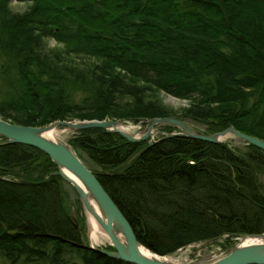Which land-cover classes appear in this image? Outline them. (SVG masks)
<instances>
[{
    "label": "trees",
    "instance_id": "obj_1",
    "mask_svg": "<svg viewBox=\"0 0 264 264\" xmlns=\"http://www.w3.org/2000/svg\"><path fill=\"white\" fill-rule=\"evenodd\" d=\"M19 1L29 4L19 11L0 0L2 118L37 126L175 116L204 123L203 133L233 126L264 139V0ZM163 92L187 104L172 108ZM0 136L4 264H135L74 246L79 230L86 236L67 205L73 186L46 153ZM146 141L101 127L68 139L147 248L171 256L264 231L262 148Z\"/></svg>",
    "mask_w": 264,
    "mask_h": 264
},
{
    "label": "water",
    "instance_id": "obj_2",
    "mask_svg": "<svg viewBox=\"0 0 264 264\" xmlns=\"http://www.w3.org/2000/svg\"><path fill=\"white\" fill-rule=\"evenodd\" d=\"M151 124L146 132L141 135H134L129 132L115 128V124L119 120L105 118V119H85V120H56L46 125H27L20 124L14 121L6 120L0 116V135L4 136L9 143H25L34 146L48 155L58 166L57 173L68 181L71 186L79 194L84 208H90L89 203L85 196L80 184L75 182L70 175L64 171L65 167L68 171L78 177L84 184V187L89 191L97 204L101 214L93 210L94 215L97 217L102 229L106 232L110 239L114 250H109L102 247H97L84 240L82 231L80 232V241H73L74 246L88 247L95 249L105 255L119 258L121 260L129 261L135 264H178L171 260L167 255L158 254L150 249L151 254H144L140 250V246H145L137 238L134 229L123 214L121 209L117 207L113 198L104 188L96 173L87 166L83 159L78 156L76 151L66 142L60 139H50L44 134L51 127L64 125L70 129H85L91 127H101L107 131H116L131 141H144L151 137L152 127L156 123L172 124L179 127L180 131L166 133L163 136L183 135L196 139H201L210 142H219L220 137L225 136L231 132L236 137L246 141L247 143L256 145L264 150V139L248 133L242 132L233 126L213 133H203L193 127L190 121L181 119L175 116H162L150 118ZM148 144L154 140L147 139ZM76 226L79 225L75 216L72 217ZM260 238L259 242L243 244L242 239L246 237ZM213 238L211 240H216ZM146 247V246H145ZM149 249V248H148ZM208 264H264V231L260 233H244L241 235L239 242L234 245L227 254L208 263Z\"/></svg>",
    "mask_w": 264,
    "mask_h": 264
},
{
    "label": "rangeland",
    "instance_id": "obj_3",
    "mask_svg": "<svg viewBox=\"0 0 264 264\" xmlns=\"http://www.w3.org/2000/svg\"><path fill=\"white\" fill-rule=\"evenodd\" d=\"M28 4H29L28 1L12 0L11 2V6L13 10H19V11L24 10L28 6ZM48 44L50 46L56 45L55 41L52 39L48 41ZM161 96H162L163 101L167 105L175 109L182 107V106L185 107V105L187 104V100L177 98L176 96L173 97V95L165 93V92L161 93ZM117 120H119L118 122H122V123L130 125V129L127 132L134 134V135H141L143 134V132L145 133L146 132L145 130H147L151 124V120H143V121L142 120H138V121L122 120L121 121L120 119H117ZM70 121H75V120H70ZM189 121H190V124L198 130H203L205 128L204 123H200V122H197L191 119ZM166 125H167L166 123L154 124L151 129L152 130L151 137L147 139L156 140L159 137H162L166 133L180 131L179 127L177 126H175L173 129L167 130ZM57 128L60 131L58 133L59 139L66 143H68V139L70 138L71 134H73L75 130H78V129L67 128L64 125H59L57 126ZM213 132H218V131H213ZM213 132H210V133H213ZM3 139L4 138L0 136V142H3ZM219 142H227L231 145H235L239 147L243 145V141L240 139V137L238 138L234 136V134H232L231 132L227 133L223 137H220ZM83 158H84L83 159L84 162L88 164L87 166L95 167L94 165L91 164L90 161H88V159H86V157H83ZM68 187H67L68 188L67 189L68 198H66L67 205L69 206V209L73 216H75L76 218L82 217L84 219V222H85L84 230H85V236H86L85 241L91 243L94 246L106 248V250L107 249L114 250V247L111 244L110 239H108V236L106 237L103 236V238L99 240V242H96V243H92L91 240H89L90 239L89 238L90 227H89V223L87 219V212H86V209L84 208L85 206L79 194L76 192V190L75 189L73 190L72 189L73 187L72 188L70 186ZM76 207L79 210L74 209ZM240 238L241 236L233 235L232 237H226L225 235L216 240H206V241L194 242V243H191V244L185 245L184 247L179 248L174 254H171V256L170 255H167V256L178 264H208L224 256V254H227L228 251L234 245H236V243L239 242ZM0 264H4V262L1 259H0Z\"/></svg>",
    "mask_w": 264,
    "mask_h": 264
},
{
    "label": "bare ground",
    "instance_id": "obj_4",
    "mask_svg": "<svg viewBox=\"0 0 264 264\" xmlns=\"http://www.w3.org/2000/svg\"><path fill=\"white\" fill-rule=\"evenodd\" d=\"M175 126V125H174ZM117 129L123 130L125 132L129 131L130 129V125L122 123V122H118L117 124H115L114 126ZM59 129L57 127H51L50 129H48L46 132H44L45 136L47 138L50 139H57L59 140L58 137V133H59ZM64 171H66L70 177H72V179L77 182L78 184H80L81 189H83L85 196L84 198L87 199L90 208L86 209L87 212V219H88V223H89V227H90V231H89V240H91L92 243H96L99 242V240H101L103 238V236H107L106 232L104 231V229H102V226L100 225L97 217L94 215L93 210L98 212V214L100 212L99 208H97V204L94 200V197L91 196V194L89 193V191L86 189V187H84V184L80 181V179L78 177H75L74 174H72L70 171H68L65 167H63ZM102 215V214H101ZM109 238V237H108ZM241 241H243V244H250V243H255V242H259L260 238H255V237H246L244 239H242ZM141 252L144 254H151L150 249H148L145 246H140L139 247Z\"/></svg>",
    "mask_w": 264,
    "mask_h": 264
}]
</instances>
